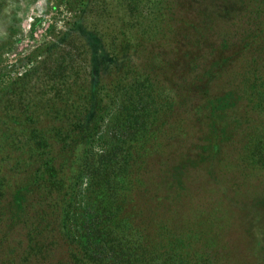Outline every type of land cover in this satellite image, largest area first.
Instances as JSON below:
<instances>
[{
	"label": "rangeland",
	"instance_id": "rangeland-1",
	"mask_svg": "<svg viewBox=\"0 0 264 264\" xmlns=\"http://www.w3.org/2000/svg\"><path fill=\"white\" fill-rule=\"evenodd\" d=\"M75 1L0 0V89L59 40L80 14ZM161 3L148 0L135 11L123 0H89L84 9L105 49L121 54L127 46L124 85L152 86V99L171 110L158 130L164 159L142 171L150 189L139 192L118 235L136 254L149 239V252L179 254L182 264L200 254L204 264H264V161L255 153L264 151V6ZM73 44L77 59L90 63L80 41ZM19 256L7 250L0 264H19Z\"/></svg>",
	"mask_w": 264,
	"mask_h": 264
},
{
	"label": "trees",
	"instance_id": "trees-1",
	"mask_svg": "<svg viewBox=\"0 0 264 264\" xmlns=\"http://www.w3.org/2000/svg\"><path fill=\"white\" fill-rule=\"evenodd\" d=\"M123 1L136 11L148 0ZM75 3L80 14L59 40L0 89V261L8 250L19 252V264H182L179 254L149 252V239L136 254L118 235L139 192L150 189L142 171L164 159L158 130L171 110L152 99V86L124 85L127 46L107 51L87 27L89 0ZM76 40L90 63L77 59ZM255 153L264 161V151Z\"/></svg>",
	"mask_w": 264,
	"mask_h": 264
}]
</instances>
